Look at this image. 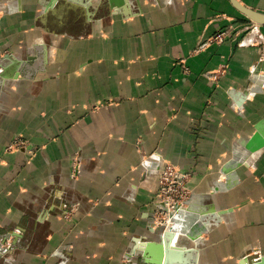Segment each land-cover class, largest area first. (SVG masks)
Returning a JSON list of instances; mask_svg holds the SVG:
<instances>
[{"label": "crops", "instance_id": "crops-1", "mask_svg": "<svg viewBox=\"0 0 264 264\" xmlns=\"http://www.w3.org/2000/svg\"><path fill=\"white\" fill-rule=\"evenodd\" d=\"M0 10V242H17L0 264H120L157 245L164 160L191 172L194 208L216 218L200 264L264 255V25L230 0ZM17 137L27 146L7 150Z\"/></svg>", "mask_w": 264, "mask_h": 264}, {"label": "rangeland", "instance_id": "rangeland-1", "mask_svg": "<svg viewBox=\"0 0 264 264\" xmlns=\"http://www.w3.org/2000/svg\"><path fill=\"white\" fill-rule=\"evenodd\" d=\"M1 13L2 10H0V14ZM21 142L23 144H20ZM27 144L28 143L26 139L17 137L13 141H11V143H9V145L7 146V150L10 151L25 148ZM258 150L259 149H253L251 150V152L253 154H257L259 152ZM242 154L244 153L242 152ZM245 161H242L241 164ZM238 166L239 164H237L234 168L225 167V169L227 170L224 169L223 173H220L219 176L216 177L210 184L212 191H214V187L216 185L215 180H220L221 175H224L227 178L229 176L228 173L230 172V170H232V173H234ZM159 171V183L156 196L152 202L153 209L151 219L153 222V227L160 234V240L158 243L162 244L161 249H156L154 251V254L157 257L162 254L160 262H157L158 259L152 261V256L148 255L146 249L142 248L140 249L141 251H134V254L130 257L126 255L123 256L120 264H174L171 262L175 260L180 262L181 259L171 260V258H176L177 256L178 258H184L186 253H189L191 251H194V253H196V259H182V261H187V264H200L199 257L201 248L200 246L203 242L202 237L205 234H208L212 226H215L216 218L214 215H212V211H208L209 213H206L204 215L201 214L198 209L194 208V205H197L200 196H196V192L189 186V181L192 175L191 172L184 171L180 166L167 160H164ZM223 184V182H220L218 186L215 187V190H219L218 188ZM191 205L193 207L191 209H193L194 212L197 213V218L199 219V221H197L195 225H189V229L191 231L189 229H186L185 232L180 233V235L178 236V234H176L171 229L173 221L178 216V214L184 213L183 211L191 207ZM167 232L174 233L172 237H166ZM170 242H172V244H170ZM173 242H176L178 245L174 246Z\"/></svg>", "mask_w": 264, "mask_h": 264}, {"label": "water", "instance_id": "water-1", "mask_svg": "<svg viewBox=\"0 0 264 264\" xmlns=\"http://www.w3.org/2000/svg\"><path fill=\"white\" fill-rule=\"evenodd\" d=\"M230 1L240 12H242L248 18H250L251 20H253V21H255L261 25H264V13L256 11L254 9H251V8L243 5L242 3H240L238 0H230ZM172 235H173L172 232L166 233V237H172ZM161 245L162 244H160V243H157V245L154 243H150V245H148L146 251L149 252V250L150 251L155 250L154 248L161 249ZM161 256H162V254H160L159 257L152 254V261H155V259H158L157 262L159 263ZM256 258H257L256 255H253V253H250V256L246 255L245 257H243L240 260V264H264V255L261 256L259 260L258 259L256 260Z\"/></svg>", "mask_w": 264, "mask_h": 264}, {"label": "bare ground", "instance_id": "bare-ground-1", "mask_svg": "<svg viewBox=\"0 0 264 264\" xmlns=\"http://www.w3.org/2000/svg\"><path fill=\"white\" fill-rule=\"evenodd\" d=\"M254 39V38H253ZM252 39V40H253ZM257 138V137H256ZM228 167H230L229 165H227V168ZM230 168H232V167H230ZM225 170H227V169H225ZM229 171V170H228ZM233 171L232 170H230V172L228 173V177L229 178H233L234 177V173H232ZM193 204V203H192ZM191 208H193L192 207V205H191V207L190 208H188V209H185L183 212L184 213H180V214H178V216L174 219V221H173V224H172V226H171V229L176 233V234H178V236L180 235V233H183V232H185L186 231V229H189V225L190 224H193V225H195L196 223H197V221H199V219H197L196 220V215H197V213L196 212H194V210H193V212L191 211ZM175 217V216H174ZM190 230V229H189ZM171 231V230H170ZM191 231V230H190ZM173 232V233H174ZM174 241V240H173ZM170 244H172V242H170ZM173 244H174V246L175 245H178L176 242L174 243L173 242ZM179 254V253H178ZM155 255V254H154ZM180 255V254H179ZM189 255V256H188ZM260 255V254H259ZM183 256V255H182ZM174 257H176V256H174ZM196 257H197V255H196V253H194V251L192 252H187L186 253V255H185V257L184 258H178V256L176 257V258H171V260H175V259H181V261L180 262H178L177 260H175V261H172L171 263H174V264H177V263H180V264H187L185 261H182V259H196ZM257 259V258H256ZM169 263H170V261H169ZM193 264V263H192Z\"/></svg>", "mask_w": 264, "mask_h": 264}, {"label": "built area", "instance_id": "built-area-1", "mask_svg": "<svg viewBox=\"0 0 264 264\" xmlns=\"http://www.w3.org/2000/svg\"><path fill=\"white\" fill-rule=\"evenodd\" d=\"M223 39V35L222 34H219V35H217L216 37H215V40L216 41H221ZM251 42L253 41V40H250ZM261 43H263L262 45H263V48H262V58H264V42H261ZM187 68V67H186ZM20 144H23L22 142L20 143ZM14 145V144H13ZM12 145V146H13ZM11 146V147H12ZM80 173H81V166H80V163L78 162V161H75L74 162V165H73V171H72V176L73 177H78L79 175H80ZM17 247V242H13L12 240H11V238H8V239H6L5 241H1L0 242V252L2 253H4V252H6V251H10V250H14L15 248ZM260 256V255H259ZM260 258V257H259Z\"/></svg>", "mask_w": 264, "mask_h": 264}]
</instances>
